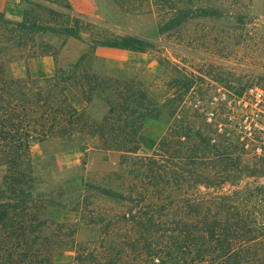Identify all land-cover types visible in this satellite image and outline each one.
Returning <instances> with one entry per match:
<instances>
[{"label":"trees","instance_id":"1","mask_svg":"<svg viewBox=\"0 0 264 264\" xmlns=\"http://www.w3.org/2000/svg\"><path fill=\"white\" fill-rule=\"evenodd\" d=\"M20 1L24 4L21 21L9 20L0 12L7 46L26 48L28 42L34 44L36 36L57 31L81 38L77 28L83 22L78 16H60L46 5L61 0ZM115 1L129 11L151 1L159 7L175 2L188 7L172 14L167 24L214 14L209 10L212 0H202L208 5L195 9L201 0ZM29 4L46 11L47 17L29 11ZM159 17L162 19L161 14ZM88 41L92 49L142 52L149 48L135 36L96 34ZM41 48L33 46L18 55L6 53L5 61L46 56ZM87 57L83 55L65 73L56 72L42 81L3 77L0 71V171L4 173L0 181V264H52L51 252L59 246L49 228L56 224L44 217L29 143L33 139H70L82 133L97 137L103 149L122 154L120 171L103 176L98 185L85 186L87 192L119 204L120 210L106 209L96 215L101 235L95 242L73 246L74 264H264V228L250 226L245 209L247 197L256 198V205L264 199L237 187L239 182L236 197L224 191L229 179H239L228 173L240 172L230 153L218 151L210 140L177 125L162 136L151 155L127 161L141 148L139 132L145 120L161 105L148 100V91L133 81L101 79L82 69ZM60 78L67 83L81 80L83 94H100L107 106L103 118L93 120L76 110L63 90L44 98L43 87L55 88ZM188 88L187 93L191 85ZM255 191L262 193L261 189Z\"/></svg>","mask_w":264,"mask_h":264},{"label":"rangeland","instance_id":"2","mask_svg":"<svg viewBox=\"0 0 264 264\" xmlns=\"http://www.w3.org/2000/svg\"><path fill=\"white\" fill-rule=\"evenodd\" d=\"M93 1L91 15L77 14L67 8L69 2L65 0L46 4L60 16L66 13L78 16L83 22L77 28L81 38L66 36L59 31L48 32L36 36L34 44L28 42L26 48H17L6 45L4 31L0 28V71L3 77L42 81L51 76H34L24 68L31 59L51 57L54 74H62L86 55L82 69L101 79L114 77L133 81L136 87L148 91V100L161 105V109H156L145 120L139 132L141 148L137 155L128 156L127 161L136 156L151 155L162 136L180 125L190 134H199L210 140V145L218 151L229 152L230 158L236 161L240 172L228 173L231 176L236 174L239 179H229L225 192L236 197L234 194L240 191L237 187H242L252 196L260 195L264 199V162L228 134L227 129L218 132L215 127L204 124L189 105L191 100L206 99L209 79L233 92L253 85L264 87V0H212L213 8L209 10L214 14L195 15L178 24L167 22L177 10H188L183 3L175 2L168 8L151 1L139 10L129 11L115 0ZM206 5L201 0L194 9ZM26 7L47 17L41 8L31 4ZM163 28L166 29L162 32ZM96 34L104 37L112 34L135 36L148 43L149 48L142 52L103 47L92 49L88 40ZM33 46H42L47 55L17 56L5 61L6 53L18 55ZM61 79L64 78L56 80L55 88L43 87L44 98L63 90L76 110L84 111L93 120L103 118L107 106L100 94H83L79 79L68 83ZM189 85L191 89L187 93ZM54 89L56 91L52 92ZM220 121L227 123L223 114ZM29 155L37 191L44 200V217L59 226L49 228L59 246L51 252L52 264H74L76 253L73 246L95 242L101 235V227L95 223L96 215L106 209L120 210L119 204L99 193L87 192L85 186L98 185L103 176L120 171L122 154L103 149L97 137L82 133L70 139H33L29 143ZM252 171L255 174L251 175ZM3 175L0 171V181ZM256 189L262 190V196L255 193ZM247 200L245 209L251 217L250 226L264 228V203L256 205L254 197H247ZM62 225L66 227L61 228Z\"/></svg>","mask_w":264,"mask_h":264},{"label":"built area","instance_id":"3","mask_svg":"<svg viewBox=\"0 0 264 264\" xmlns=\"http://www.w3.org/2000/svg\"><path fill=\"white\" fill-rule=\"evenodd\" d=\"M205 100H191L190 107L207 125L218 132L227 129L243 146L264 162V87L253 85L233 92L229 87L209 79ZM227 123L220 121L221 115Z\"/></svg>","mask_w":264,"mask_h":264},{"label":"crops","instance_id":"4","mask_svg":"<svg viewBox=\"0 0 264 264\" xmlns=\"http://www.w3.org/2000/svg\"><path fill=\"white\" fill-rule=\"evenodd\" d=\"M68 2L69 8L77 14L91 15L94 9L93 0H68ZM0 12L9 20L21 21L24 15V4L20 0H0ZM24 68L28 69L32 75L39 77L52 76L55 71L54 61L51 57L31 59Z\"/></svg>","mask_w":264,"mask_h":264}]
</instances>
